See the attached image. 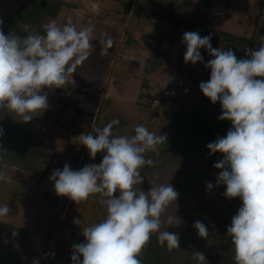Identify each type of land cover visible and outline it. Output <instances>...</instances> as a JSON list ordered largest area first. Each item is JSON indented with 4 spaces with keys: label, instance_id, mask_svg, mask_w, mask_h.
Here are the masks:
<instances>
[{
    "label": "clouds",
    "instance_id": "9594fccd",
    "mask_svg": "<svg viewBox=\"0 0 264 264\" xmlns=\"http://www.w3.org/2000/svg\"><path fill=\"white\" fill-rule=\"evenodd\" d=\"M21 27L26 36L5 35L0 28V110L7 109L27 123L49 107L43 90L64 87L77 67L90 58L95 37L93 27L77 30L70 22L63 26L54 20L45 23L43 34L23 22ZM103 36L100 55L107 56L114 41L107 33ZM211 38L185 32L184 62L203 63L202 48L212 57L204 64L210 69V79L201 81L199 88L213 104L220 103L218 119L230 121L232 127L207 148L210 155L221 153L223 157L213 165L219 170L216 186H226L225 198L242 201L227 227V236L235 264H264V35L259 36L260 45L245 49L240 59L230 48H213ZM118 124L114 119L96 128L95 135L79 136L91 159L103 154L99 164L74 171L66 163L49 177L58 196L80 205L98 194L100 204L106 206V218L98 223L83 227L82 220H73L81 227L84 242L72 245V264H143L142 253L153 234L167 250L180 249L179 234L161 231L162 224L178 226L172 215L162 220L170 204L177 201L178 192L170 183L153 184L148 191L136 187L143 183L140 170L154 166L145 153L158 154L167 137L143 125H137L131 136L114 135L113 126ZM7 179L0 172V182ZM206 188L211 191L213 184L207 183ZM9 211V206H0V217ZM193 227L200 238L207 239L209 230L204 223L198 220ZM193 259L197 264L207 261L202 251H195Z\"/></svg>",
    "mask_w": 264,
    "mask_h": 264
},
{
    "label": "trees",
    "instance_id": "16d2710c",
    "mask_svg": "<svg viewBox=\"0 0 264 264\" xmlns=\"http://www.w3.org/2000/svg\"><path fill=\"white\" fill-rule=\"evenodd\" d=\"M151 0H143L148 8ZM194 0H166L162 13L153 14L161 22V32L168 37L169 45L165 51L153 49L151 55L146 59V72L153 73L162 67L170 56L172 45L175 43L176 31L184 28L186 32H198L208 35L219 36L220 42L232 49L237 58H244L245 49L257 48L261 41L260 35L264 34V0L258 4L257 14L254 20L252 34L249 37H242L226 31L218 32L215 26L205 13L196 18L187 14ZM205 10L212 8L210 0H203ZM137 3L135 7H138ZM74 4L65 0H20L19 3L9 8L0 16V28L5 35L15 33L21 37L28 33L23 31L21 22L31 25L30 30L43 34L42 25L47 19H55L62 7L73 8ZM149 11V10H145ZM172 27V32H168ZM89 65L78 66L75 73L69 77L77 81L81 72L88 70ZM210 74L208 75V80ZM142 90L147 88L144 82ZM63 93L72 90L68 82ZM64 94V95H65ZM150 94L139 91L136 98V105L149 109L150 115H156L158 110L165 114L166 99L160 100L155 108L150 109ZM63 99L69 102V97L58 98L62 104ZM111 98H106L99 105L95 118L90 124L80 117L69 120L67 130L73 139H77L81 133L95 135L96 128H103L114 119L119 120L118 125L113 126L114 135H123L127 127V120L122 114L108 112ZM154 110V111H153ZM222 109L211 112L206 105L194 106L187 110L184 106L178 107L173 114L169 115L168 124L161 131L166 135L167 140L159 146V153H145L146 159H152L154 166L145 165L140 171L143 175V183L137 185L143 191H148L153 184L170 183L178 192V199L172 202L162 220L168 215L176 217L178 226L161 225V231L167 229L169 232L177 233L180 236V249L167 250L160 246L157 234H153L149 243L145 246L141 259L143 264H197L193 259L195 251H202L207 261L205 264H235L234 250L231 246V239L227 236V227L231 225L232 217L242 205L240 198L227 199L224 196L225 185L216 186V178L219 170L213 165L222 159L221 153L210 155L207 145L218 137L226 136L230 121L219 120ZM167 117V118H168ZM55 124L44 126H31L19 121L14 113L7 109L0 110V129L3 135L0 136V172L5 166L16 168L23 172L27 180L34 184H41L44 181L54 183L49 179L55 169H63L67 163L72 170H79L86 163L99 164L102 160V153H98L95 159H91L88 149L81 145L73 161V154L70 151L60 150L53 140ZM160 135V134H159ZM79 139V138H78ZM207 183L213 184V189L206 188ZM206 193V194H205ZM214 203L204 204L205 197ZM118 195V193H116ZM94 200L95 209L100 212L101 219L106 218V206L100 204L99 195L89 197ZM71 202H67L68 204ZM58 211L49 208H40L34 215L33 227L30 233L44 239L40 250L22 248V241L25 234H22V241L18 242L12 237V226L1 224L0 226V264H32L38 260L39 264H72V246L50 248V240L56 235L59 228ZM201 221L208 230L207 239L198 236L197 230L193 227L194 222ZM67 227L68 223L61 225ZM21 245V246H20ZM40 253L45 255L43 260ZM82 259V258H81Z\"/></svg>",
    "mask_w": 264,
    "mask_h": 264
},
{
    "label": "rangeland",
    "instance_id": "374dc122",
    "mask_svg": "<svg viewBox=\"0 0 264 264\" xmlns=\"http://www.w3.org/2000/svg\"><path fill=\"white\" fill-rule=\"evenodd\" d=\"M19 1L20 0H0V16L6 13L10 7L19 3ZM65 1L73 4H75V1H81L80 4L84 1L86 6L89 5V9L95 8L92 2L88 0ZM210 1L212 8L205 10V3L203 0H194L187 14L196 18L198 15L205 13L218 32L226 31L242 37H249L252 34V28L260 0ZM101 8L102 7H100V9ZM92 11L88 13L92 14ZM93 12L99 16L101 10H94ZM58 18L54 20L57 24L61 22V18ZM50 21H53V19H47L46 23ZM95 21L98 23L101 19L97 18ZM112 24L110 28L113 26ZM107 30L108 25L104 22V26H99L97 40L105 39L103 38V33L108 34ZM172 30V27H168L167 29L168 32H172ZM122 31L121 29L118 34L119 37L113 43L112 50H108L109 54L107 56H101V45L92 42L95 45V51L88 61L83 64L89 65L90 68L88 70L84 69L77 81L69 79L72 85V90L69 93H63V89H60V91L58 90V93L56 90H53L57 97L66 95L70 97L69 102L66 99L62 101L64 110H67L66 113H64V118L67 119V123L74 117H80L91 124L95 118L99 105L103 103L106 98H111L112 100L108 112L120 113L127 120V127L123 135L128 136L134 134V129L137 125L145 126L150 132L156 135L161 134L163 128L168 124V116L173 114L180 106H184L185 109L189 110L194 106L206 105L211 112L221 110L220 103L217 102L213 104L209 98L203 95L199 88L201 81H208L210 69L205 68L204 64L212 59V57L202 48L200 51L203 57V63L198 62L193 65L190 62L187 64L184 62V54L186 51V46L182 43L183 34L186 32L184 28H179L175 32V43L171 47L167 62L150 74L146 72V63L144 62V58L148 55L149 48L147 49L146 46L145 48L132 47L130 50L123 49L122 45L125 36ZM199 34L201 36L208 35L203 33ZM137 35L138 34H135V36ZM211 37L210 43L213 48L221 47L227 50V47L220 42L219 36L211 35ZM119 50H121V52H119ZM119 54H121L122 57L119 56ZM144 82L147 84V88L142 90L141 85ZM140 90L146 93L149 92L150 109L155 108V106L160 103V100L166 99L167 105L165 106V114L162 113L161 110H158L156 115H150L148 113L149 109L143 110L144 108L138 107V105H136V98ZM53 117L54 116H50L47 119V123L51 122ZM56 123L57 122H55V124ZM59 125H61V123H59ZM229 127H232L231 122L229 123ZM77 150L78 148L75 147V151ZM72 156L73 161H75L77 155L73 154ZM87 164L90 163L88 162L85 165ZM205 194L203 195L204 197ZM205 198L204 204L214 203V199L212 201V198L208 199L207 196ZM90 201H84L80 205L73 202L71 207L70 203L68 204L66 201L64 204L60 203L57 209H53L58 211L59 228L56 235H54L49 242L50 248L54 246L69 248L74 244L84 242V237L81 235L82 229L80 226L75 225L73 220H82L83 227L100 222L101 214L96 211L94 200L90 199ZM84 206L86 207L83 208ZM65 207L68 208L67 215H63ZM66 222L68 223L67 227L61 226ZM1 224L2 223H0V226ZM31 240L25 241L24 239L22 241L21 238L20 241H22V243L20 241L18 242L21 243L22 248L28 247L34 250H40L44 239L39 236H32ZM40 254V257L44 260L46 258L45 255L42 253Z\"/></svg>",
    "mask_w": 264,
    "mask_h": 264
},
{
    "label": "crops",
    "instance_id": "0c3cea01",
    "mask_svg": "<svg viewBox=\"0 0 264 264\" xmlns=\"http://www.w3.org/2000/svg\"><path fill=\"white\" fill-rule=\"evenodd\" d=\"M88 1H91L95 8L89 9V5L86 6L84 1H82L81 4V1H75L73 8H61L58 16L53 20L59 17L58 19L61 18V22L58 25L63 26L70 22L77 30L82 27L94 26L93 35L96 39L93 42L95 44H100V39L97 40V34H99V26H104V22L108 25V36L111 37L114 42L119 37L118 34L122 29V33L125 36L122 45L123 49L130 50L132 47L145 48L146 46L147 49L149 48L148 55L144 58L145 63L153 49L165 51L168 48V37L161 32V22L153 15L163 12L166 0H151L147 9H145L146 3H141L143 0ZM137 3H140V5L135 7ZM100 7L102 8L100 9ZM92 10H101V13L97 16ZM90 11H92V14L88 13ZM97 18L101 19L98 23L95 21ZM111 24L113 26L110 28ZM135 34L138 35L135 36ZM103 38L105 37L103 36ZM119 52H121V50H119ZM119 56L122 57L121 54H119ZM58 89L59 88L43 90L48 96L49 107L42 115L34 117L26 124L31 126H44L57 122L53 130L54 142L58 145L60 150H66L72 152V154H77L80 140L78 138H71L69 132H67L68 123L66 122L67 119L64 118V113H66L67 110H64L63 103L61 104L59 102V97H57L53 91L56 90L58 93ZM50 116L54 117L51 119V122L47 123V119ZM16 118L21 121L17 116ZM59 123H61V125H59ZM75 147L78 148L77 151H75ZM2 172L7 175L8 179L6 182H0V206H9L10 211L8 215L0 217V223L10 225L14 228L13 230L23 232L25 234V241H30L32 236H36L30 233L33 227L36 210L40 208L57 209L60 203L64 204V202H68L69 198L58 196L54 190V183L44 181L38 185L34 184L26 179L22 171L16 168L5 166ZM88 200L90 201V198ZM72 204L73 201L70 202V207ZM85 207L86 206L83 208ZM67 213L68 208L65 207L63 215H67Z\"/></svg>",
    "mask_w": 264,
    "mask_h": 264
},
{
    "label": "water",
    "instance_id": "95a60500",
    "mask_svg": "<svg viewBox=\"0 0 264 264\" xmlns=\"http://www.w3.org/2000/svg\"><path fill=\"white\" fill-rule=\"evenodd\" d=\"M12 237L16 241H20L21 240V234L18 231H16V230H12Z\"/></svg>",
    "mask_w": 264,
    "mask_h": 264
}]
</instances>
